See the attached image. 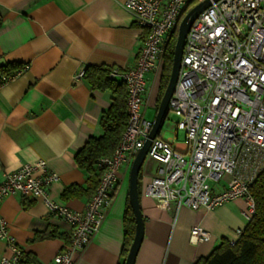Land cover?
Returning <instances> with one entry per match:
<instances>
[{
    "label": "crops",
    "instance_id": "0c3cea01",
    "mask_svg": "<svg viewBox=\"0 0 264 264\" xmlns=\"http://www.w3.org/2000/svg\"><path fill=\"white\" fill-rule=\"evenodd\" d=\"M125 1L0 0V66H28L0 86V183L7 172L22 164L45 161L58 175L48 189L50 198L74 209L84 208L90 196L65 198L63 192L70 184L85 187V176L73 156L90 135L101 133L99 117L109 106L111 93L91 89L76 75L87 65L122 69L135 63L146 31L136 26ZM160 72L146 76L143 110L152 121ZM162 127L158 136L184 150L183 131L176 130L175 124ZM147 158L141 167L139 192L144 235L134 264H193L221 241L237 240L238 231L247 223L242 214L244 200L214 209L166 208L143 192V183L159 165ZM129 168L126 164L120 173L99 230L82 251L73 254L74 264H120L124 213L130 205ZM0 217L23 252L33 255L35 264H54L53 257L68 242L69 224L32 197L5 196ZM194 225L207 230L210 238L192 244L189 233ZM44 231L56 236L32 240L36 232ZM9 253L6 241L0 238V257Z\"/></svg>",
    "mask_w": 264,
    "mask_h": 264
},
{
    "label": "built area",
    "instance_id": "2783aa9c",
    "mask_svg": "<svg viewBox=\"0 0 264 264\" xmlns=\"http://www.w3.org/2000/svg\"><path fill=\"white\" fill-rule=\"evenodd\" d=\"M194 1L200 0L125 1L146 35L133 65L112 67L110 76L121 77L126 88L128 120L113 152L97 159L98 183L84 208L50 198L48 189L58 175L45 161L22 164L0 183V203L8 195L32 197L69 224L68 242L53 257L54 264H74L73 254L99 230L122 169L131 164L153 123L143 110L147 73L160 72L166 42ZM27 68L22 65L17 73ZM13 76L1 74L0 86ZM168 109L177 116L175 129L183 131L185 149L159 136L151 141L146 157L159 165L143 183L144 194L176 211L214 209L242 199L248 221L254 212L249 186L264 170V0H217L197 16L185 37ZM0 238L10 250L0 264H21L24 252L2 217ZM209 238L203 227H191L192 244Z\"/></svg>",
    "mask_w": 264,
    "mask_h": 264
},
{
    "label": "trees",
    "instance_id": "16d2710c",
    "mask_svg": "<svg viewBox=\"0 0 264 264\" xmlns=\"http://www.w3.org/2000/svg\"><path fill=\"white\" fill-rule=\"evenodd\" d=\"M195 3V1L192 2L191 6ZM177 25L178 23L173 28L163 52L158 104L171 70ZM20 67L21 64L15 63L1 65L0 72L13 75L17 73ZM111 71L112 66L107 65H87L83 70L82 78L91 89L109 91L111 100L109 106L102 110L99 117L101 133L97 136L90 135L73 156L76 167L85 176V187L78 184L66 186L63 192L65 198L81 197L82 195L90 196L93 193L100 175V169L96 165L97 159L113 152L125 130L128 120L127 92L122 79L118 80L117 77H111ZM141 170L137 181L138 193L140 192L142 179ZM249 192L254 201V212L237 240L233 243L228 240L221 241L207 256L199 257L193 264H264V170L258 174L249 186ZM123 224L124 243L120 264H123L134 235L135 222L130 205L126 207ZM54 236H56V233L53 231L36 232L32 240H42ZM20 263L35 264L36 260L30 253H23Z\"/></svg>",
    "mask_w": 264,
    "mask_h": 264
},
{
    "label": "water",
    "instance_id": "95a60500",
    "mask_svg": "<svg viewBox=\"0 0 264 264\" xmlns=\"http://www.w3.org/2000/svg\"><path fill=\"white\" fill-rule=\"evenodd\" d=\"M217 0H200L188 7L183 15L181 16L178 25H177V36L174 45L173 58L171 64V70L169 74V78L167 84L163 90L161 95L159 104L157 106V111L153 119L152 126L147 137L144 140L143 145L138 148L131 160L130 168H129V189H128V199L133 211L134 215V235L132 241L128 247V251L124 257L123 264H134L136 260V256L141 245L143 235H144V219L142 215V211L140 208V200L138 193V174L142 167L144 160L146 159V154L148 148L150 146L151 141L158 137L162 124L167 117L168 114V104L170 97L173 94L177 78L178 72L181 63V57L183 53L184 43L186 34L193 23V21L197 18V16L208 6Z\"/></svg>",
    "mask_w": 264,
    "mask_h": 264
},
{
    "label": "rangeland",
    "instance_id": "374dc122",
    "mask_svg": "<svg viewBox=\"0 0 264 264\" xmlns=\"http://www.w3.org/2000/svg\"><path fill=\"white\" fill-rule=\"evenodd\" d=\"M176 120H177V116L173 112L169 111L166 119L164 120V124H163L162 129H165V128L170 127V126L172 127V125L175 124ZM147 162H148V158L145 159L143 166H145L147 164Z\"/></svg>",
    "mask_w": 264,
    "mask_h": 264
}]
</instances>
